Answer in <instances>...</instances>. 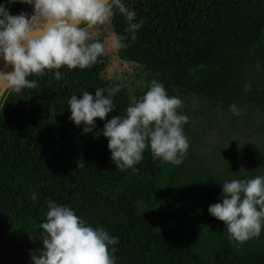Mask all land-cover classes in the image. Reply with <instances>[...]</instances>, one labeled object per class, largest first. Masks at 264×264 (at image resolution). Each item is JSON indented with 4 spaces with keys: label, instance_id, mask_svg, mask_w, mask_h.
<instances>
[{
    "label": "trees",
    "instance_id": "16d2710c",
    "mask_svg": "<svg viewBox=\"0 0 264 264\" xmlns=\"http://www.w3.org/2000/svg\"><path fill=\"white\" fill-rule=\"evenodd\" d=\"M122 2L135 11L136 22L144 21L135 41L129 37L128 46L116 51L143 72L139 86L132 89L108 75L106 50L92 67L46 70L28 77L37 88L0 97V240L38 237L52 200L118 238L112 246L116 264H264V246L255 238L231 240L216 218L219 235L208 246L211 235L201 231L202 220L210 205L222 203V187L197 180L191 122L183 125L190 146L180 165L153 159L146 148L135 173L116 168L102 135L105 123L123 116L155 79L169 96L194 95L211 111L224 114L235 105L241 114L233 119L245 123L237 140V179L257 176L249 166L264 163V0ZM0 4L11 15L32 7L19 0ZM110 23L114 36L125 34L126 20L118 11ZM56 71L62 79H55ZM115 84L122 85L113 97L115 109L85 134L83 124L70 120L68 100Z\"/></svg>",
    "mask_w": 264,
    "mask_h": 264
},
{
    "label": "clouds",
    "instance_id": "9594fccd",
    "mask_svg": "<svg viewBox=\"0 0 264 264\" xmlns=\"http://www.w3.org/2000/svg\"><path fill=\"white\" fill-rule=\"evenodd\" d=\"M17 0H7L8 4ZM33 7L31 15L21 12L11 15L0 4V95L11 90L38 87L29 76H42L45 71L85 69L100 62L106 56L105 44L92 38L89 28L108 22L116 11L125 17V34L112 37L114 48H126L129 37L135 41L136 33L144 23L136 22V13L122 0H19ZM12 71H7L8 67ZM55 79H62L59 71ZM121 84L96 88L95 96L84 91L79 97L68 100L70 120L83 124L88 134L95 128V120H104L113 112V97ZM251 89L250 84L245 90ZM177 96H169L164 85L152 80L148 90L139 98H133L125 114L108 120L102 135L108 139L111 160L120 170L138 169L134 165L143 159L150 148L153 159L180 165L189 149L183 125L189 122L186 115L179 114L182 106ZM229 110L240 115L235 105ZM222 203L209 206V213L222 221L231 240L244 243L259 237L264 227V176L225 180L222 184ZM36 199V193L32 194ZM46 220L39 227L38 236L43 248L31 254L32 264H116L113 245L118 238L109 235L104 227H93L79 217L67 205L47 202Z\"/></svg>",
    "mask_w": 264,
    "mask_h": 264
},
{
    "label": "rangeland",
    "instance_id": "374dc122",
    "mask_svg": "<svg viewBox=\"0 0 264 264\" xmlns=\"http://www.w3.org/2000/svg\"><path fill=\"white\" fill-rule=\"evenodd\" d=\"M32 12L33 7L26 13L31 15ZM89 32L92 38L101 37L104 40L110 56L107 67L108 75L132 89L139 86L143 81V72L137 68L135 63L119 59L117 48L112 46L114 33L110 20L103 25L89 28ZM193 96L182 95L179 97L183 102L179 109L183 115L189 118L197 135L193 138V144L190 146L195 155L192 156L191 162L193 166L199 168L196 170L199 182L209 188L216 183L217 186L222 187L225 180L237 179V146L241 143H238L237 140L242 137L245 123L240 119L234 120L233 116L237 117V115H233L232 112L223 114L216 110L205 109L206 107L199 98ZM254 139V136L250 138V140ZM254 145L252 144V146ZM249 167L255 168L258 175L264 176V163L257 166L253 164ZM205 216H203L205 218V221L202 220L203 224L200 222L202 224L201 231L210 233L211 239H208L210 240L208 246H210L215 241V237L219 235L216 228L218 222L213 221L215 217L210 213H206ZM220 226L221 229L226 230V226L222 224ZM254 238L256 244L264 246V227H262L260 236ZM42 248V240L37 236L4 237L0 240V264H32L31 254Z\"/></svg>",
    "mask_w": 264,
    "mask_h": 264
},
{
    "label": "water",
    "instance_id": "95a60500",
    "mask_svg": "<svg viewBox=\"0 0 264 264\" xmlns=\"http://www.w3.org/2000/svg\"><path fill=\"white\" fill-rule=\"evenodd\" d=\"M3 64H4L3 58L0 57V67H3ZM12 70H13V69H12L11 66H9L8 69H7V71H9V72H11ZM1 96H2V95H0V97H1Z\"/></svg>",
    "mask_w": 264,
    "mask_h": 264
}]
</instances>
